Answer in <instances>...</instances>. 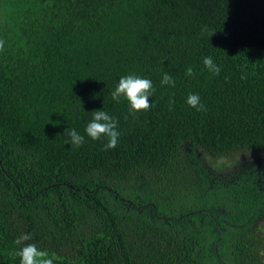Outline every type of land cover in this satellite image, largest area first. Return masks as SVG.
<instances>
[{"label":"trees","instance_id":"trees-1","mask_svg":"<svg viewBox=\"0 0 264 264\" xmlns=\"http://www.w3.org/2000/svg\"><path fill=\"white\" fill-rule=\"evenodd\" d=\"M0 39V264L22 233L55 264H264V0H0ZM130 74L155 89L135 115Z\"/></svg>","mask_w":264,"mask_h":264},{"label":"clouds","instance_id":"clouds-1","mask_svg":"<svg viewBox=\"0 0 264 264\" xmlns=\"http://www.w3.org/2000/svg\"><path fill=\"white\" fill-rule=\"evenodd\" d=\"M203 31H206V29H202ZM4 47L5 41L0 39V51H3ZM203 64L213 76L220 74L221 67L214 62L211 56L204 57ZM185 75L194 76V70L191 66L187 68ZM160 83L161 85L175 86V80L168 72L163 74ZM154 91L153 82L150 79L130 74L119 78L117 85L111 92V97L116 102L124 98L129 104V113L135 115L138 112L148 111L152 107L150 97ZM169 103L174 105L175 100L170 98ZM186 103L197 111H206L199 94L189 93L186 97ZM84 131L87 137L93 141L106 138L107 142L104 144V151L115 149L119 142L118 119L103 109L92 111V118L86 124ZM64 135L67 137L65 143L70 144L74 148L80 147L85 142V136L78 133L75 129L66 128ZM30 240H32V236L29 233H22L15 240V244L20 246L14 254L19 258V264H55L54 255H50L46 250L38 248L35 243H28Z\"/></svg>","mask_w":264,"mask_h":264}]
</instances>
